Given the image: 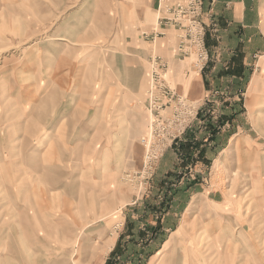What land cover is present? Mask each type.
Instances as JSON below:
<instances>
[{
	"label": "crops",
	"instance_id": "0c3cea01",
	"mask_svg": "<svg viewBox=\"0 0 264 264\" xmlns=\"http://www.w3.org/2000/svg\"><path fill=\"white\" fill-rule=\"evenodd\" d=\"M165 1L175 0H0V264L29 260L10 247L17 239L25 251L28 237L32 244L50 245L57 234L66 244L90 216L105 214L121 200L113 175L119 155L112 139L115 100L112 91H95L104 80L100 47L123 53H117L120 64L113 58L102 67L112 76L118 72L119 84L129 92L127 101L138 96L133 79L149 61V46L171 53L172 63L178 60L170 37L174 30L157 21ZM202 9L208 60L187 89L189 101L200 103L183 136L194 173L179 179L176 173L182 169L173 149L160 157L150 201L134 205L131 196L126 203L127 217L138 219H129L132 235L119 241L127 246L122 264H264L261 141L243 132L239 117L244 111L218 103L236 101L240 94L248 116L264 112L259 103L264 101V0H203ZM153 19L157 29L151 28ZM102 84L116 87L112 77ZM96 95L101 108L94 104ZM217 118L222 125L212 134ZM251 123L249 131L255 129ZM85 134H90L86 141ZM121 145L123 157L126 145ZM161 194L166 205L155 220ZM110 223L114 230L122 224L88 225L86 238L81 237L84 230L78 231L75 261L82 260L80 255L90 259L91 251L81 250L100 230L103 241L94 245L113 238L100 264L115 260L111 251L117 239L107 233ZM138 229L144 231L139 235ZM65 251L61 247L55 256Z\"/></svg>",
	"mask_w": 264,
	"mask_h": 264
},
{
	"label": "rangeland",
	"instance_id": "374dc122",
	"mask_svg": "<svg viewBox=\"0 0 264 264\" xmlns=\"http://www.w3.org/2000/svg\"><path fill=\"white\" fill-rule=\"evenodd\" d=\"M153 18H155L154 14H153ZM154 20L155 19L152 20L151 28L153 26H155ZM175 35H176V33L173 32L170 36L172 39V45L173 44L175 45L177 43V40L175 39ZM121 44H122V46H121L122 49H124L125 42L122 41ZM143 46H147V45L144 44ZM109 50H111V49H109L107 47V45L101 44L100 52H99L100 65H101V67H100L101 72L100 73H101V78H104V80L102 81V79H101V84H99L100 89L99 90L95 89V91L101 92L100 95L103 94L102 92L112 91L111 94L113 95L114 100H115L116 109H115V120L114 121H115L117 133H116L115 137H113L112 139L115 140L117 143V146L115 148V152L119 155L117 156L116 161H115V171L113 172V175L115 177V180L117 181L116 187L119 191V194H121L122 198L120 201H117V199H116L115 205H113L109 209H107L106 210L107 212H104L105 214L101 213V215H99L98 217H96V216L92 217L89 215L90 213L85 212V215L90 216L91 219L88 220V224H86V226H81L80 228H78L77 233H75L76 231H73V233L71 234V237H72L71 240L68 241L66 244L63 243V241H60V239L56 238L57 234L52 235V241H51L50 245L32 244V243H34V240H32L30 237H28L29 238L28 244L30 243L28 245L29 251H25V247H24L25 245L20 244V238L17 239V241L19 243L14 244L12 246L10 245V247H12L14 249H19L21 256H23V257L28 256L29 257V260L27 262H24L25 264H73V262L75 261V259H74L75 256L73 254H74V252L77 251V245H78L77 239L80 238L79 237L80 235L78 236V233H79L78 231H80L81 229L84 230V228H86L88 225L99 226V225H102L104 223L107 224V222H110V221L112 222L114 220H115V222H118L119 224L122 223V224H121V226H119L117 229L114 230L113 228H111V223H110L108 230H107V233L112 234L111 237H114L115 239H117V242L112 249V251L114 250L113 254L114 253L116 254V255H114L115 260H113L111 262V264H122V261H120L121 260L120 255H121V253L127 251V246H125V244L120 245L119 241H120V239L127 240V236L132 235V233H131L132 223L129 221V219L131 221H132V219L133 220L138 219V217L132 218V217H130V215H129V217H127V209L130 207V205L127 206L126 203L131 200V196H133V200H134L133 204L134 205L138 204V202L146 204L152 198V197H150V194H148V191H149V187L151 185V179H152L153 174H154L155 165L158 161L156 163H154V165H153L152 176H151V178H149L147 189H146V191H144V193L142 195L140 192H138V190H139L138 185L136 186V184H131L130 182H128L124 179L125 173H129V172L134 173L135 172L137 174H140L143 171V163L142 162H143V155H144V147L140 143V138L142 136H145L148 133L149 123L151 122L152 117H153V116L152 117L150 116V113L148 110L151 107V105L148 104V101H149L148 99L151 96L158 98L159 99L158 103L163 104L164 116L170 117L174 111H182V112L190 111L191 115H189V118L191 116L193 118L195 117L194 119L190 120V122H189L188 126L185 128L183 134L177 140L178 142L176 141L170 147L165 148L164 151L162 152V155L158 157L160 159V157H162L165 153H167L171 149H173L176 157L178 158V160L180 162V165H181L180 168L182 169V170L178 171V173H176L178 175L179 179H180V177L184 176L183 173H187L189 176L194 173V171H193V167H194L193 166L194 165L193 160L194 159H193V157H191L192 154L189 153L190 144H184V143H188V142L183 141V136H184L186 130L188 129V127L191 126V124L196 119L197 114H198L197 106L200 103V102H195V103L190 102L189 98L187 96V89H189L193 86L195 79L197 77L199 78L205 70V68H204V69H201L199 71L198 70L199 67L194 66V63L197 60L196 52H190L189 54H187L185 56L178 55V60L176 61V63H172L171 61H169L171 56H172L171 53L163 54V53L159 52V50L157 49V47L155 45H151V47L149 46L148 47V51H149L148 54H150L149 56L157 55L160 58H163L162 60H164L168 63L164 68H162V67L155 68L156 73L155 72L152 73L153 68L151 67L149 61L148 62L143 61L145 63V66H143V68H141L139 70L138 74H136V76L133 79L134 85H132V87H133L132 89L136 90L138 96L135 94H132L131 96H133L135 98L127 101V98H129V94H128L129 92H128L127 88L124 87V85L119 84L118 72H117L116 76L114 74L112 76V73L109 71V68L104 69L102 67V65H105V66L109 65V63H110L109 59H113V58L116 59L117 64H120V62H121L119 54H123V53H119V52L115 53V51H113V50H111L113 52H108ZM117 53H119V54H117ZM125 53H127V52H125ZM103 70H104V72H103ZM257 73H261L260 68L258 69ZM110 77H112V79L116 82V85H115L116 87L114 86L115 88L109 87V84H107V85L102 84V82H106L107 79H109ZM203 88H204V90L208 91V89L210 87L208 86L207 83H204ZM263 88H264V83L261 82L260 89L262 90ZM92 90L93 89L89 90V92H92ZM147 90H148V93H147ZM2 91H4V90H2ZM231 92H233V90ZM203 93H205V92L203 91ZM242 93H244V92H242ZM99 97L100 96H98V95L95 96L94 104L96 107L101 108L102 101H98ZM120 97H122V98H120ZM244 98H245V95L240 96V94H239V99L236 101H231V100L226 101V102H219L218 101V103L220 105H228L229 103H232V106H229V107L227 106L228 109H230V110L235 109L238 112L244 111L243 114L239 117L240 123H243V132L244 131H246L248 133L251 132L252 134L255 135L256 138L259 139V141H261L260 142V152L263 154L264 153V112L263 113L260 112L261 114L260 113L257 114V116L255 117L256 119L254 117L248 116L246 114L245 108H244V110L241 109L242 108L241 105L243 103ZM259 103H263L262 105H264V101L259 102ZM187 107L189 109H187ZM208 109H210V108L208 107L205 111H207ZM109 111L111 112V109ZM257 111H259V110L258 109L254 110V112H257ZM195 112H196V115L194 116ZM206 114H208V112ZM216 120H218V121L214 123L215 126L210 131L212 134L215 132V130L219 129V126L222 125L219 121V118H217ZM249 120L252 122L254 121L253 128L255 127V129L257 131L255 129H251L249 131V129L251 128V125H252V123L249 124ZM201 121H202L201 125H203L204 128L208 129L209 124L208 123L204 124V119H202ZM95 137H97V135L94 136L93 141H95ZM88 138H90V134H85V141ZM93 143L91 144V148H92ZM121 143L123 144V146L126 145L125 146L126 156L124 155L123 157L121 155L122 154L121 153V148H122ZM15 144H17V142H15ZM95 146L93 147V149L95 148ZM98 146L100 147L101 144H98ZM86 159L87 158L85 157L84 162H86ZM123 170H125L124 173H123ZM0 191H1V189H0ZM141 191H143V188H141ZM165 196L166 195L161 194L158 198L161 207L159 209H157V211L155 213V216L157 217V218H155V220H157L160 217L161 211H162L161 209L164 205H166L167 198ZM2 215L3 214H0V219H2L1 218ZM98 219H101L102 221H99V223H97ZM12 220H16V219L13 218ZM137 231H139V235H140V233H142V231H144V230L138 229ZM82 232L83 233H82L81 237L86 238L85 235L87 234V231L84 230ZM100 232H101V234H100V236H97L98 238L90 239V241L87 240L89 242V246L87 245L85 247V250H84L85 252L90 253V246L91 245H94L95 243H102L103 231L100 230ZM183 232H185V231H183ZM106 235L109 236V234H106ZM76 243H77V245H76ZM101 246H103V244ZM61 247H65L66 251L63 255L56 257L55 254L57 252H59V248H61ZM128 249L131 251L134 250L133 246H129ZM48 254H50V256H51L50 261H48L46 259ZM114 261H116V262H114ZM101 262H102V260H101ZM24 263H23V259H21V260L17 259V260H11L9 262H6V261L3 262V264H24ZM90 263L92 264L91 261H90ZM134 264H139V263L136 261V263L134 262Z\"/></svg>",
	"mask_w": 264,
	"mask_h": 264
},
{
	"label": "built area",
	"instance_id": "2783aa9c",
	"mask_svg": "<svg viewBox=\"0 0 264 264\" xmlns=\"http://www.w3.org/2000/svg\"><path fill=\"white\" fill-rule=\"evenodd\" d=\"M202 5L203 0L165 1L159 8L157 16V21L164 27L173 29L176 33L178 55L185 56L190 52H196L197 60L194 66L199 67V71L204 68L208 60V50L205 45L206 31L202 21ZM154 29H157V25ZM142 35L146 38H154L153 34L145 31L142 32ZM148 58L153 68L152 73H156L155 68H164L168 63L157 55H151ZM148 100V104L151 105L148 110L150 116L153 117L149 123L148 133L140 138V143L144 147L143 171L140 174L135 172L124 174L126 181L138 185V192L141 195L147 189L149 178L152 176L153 165L158 161V157L162 155L165 148L170 147L180 138L190 120L195 118L192 116L189 118L190 111H174L170 117L164 116L163 104L158 103L159 99L151 96ZM187 109L189 108L187 107Z\"/></svg>",
	"mask_w": 264,
	"mask_h": 264
},
{
	"label": "bare ground",
	"instance_id": "6f19581e",
	"mask_svg": "<svg viewBox=\"0 0 264 264\" xmlns=\"http://www.w3.org/2000/svg\"><path fill=\"white\" fill-rule=\"evenodd\" d=\"M112 240H113V238L108 239L107 242H106V245H104V246H101V245H92L90 247V251H91L90 259L89 258H86L85 259V256L86 255H80V257L82 256L81 257L82 260H79L78 262L77 261H74L73 264H91L90 261H91V259L93 257L95 259H97L93 264H100V262H101V260H102V258L104 256V254H105V251L107 250V248L111 244ZM82 251L85 252L83 249L81 250V252ZM78 253H80V252H78Z\"/></svg>",
	"mask_w": 264,
	"mask_h": 264
},
{
	"label": "trees",
	"instance_id": "16d2710c",
	"mask_svg": "<svg viewBox=\"0 0 264 264\" xmlns=\"http://www.w3.org/2000/svg\"><path fill=\"white\" fill-rule=\"evenodd\" d=\"M114 252V250L111 252V254ZM105 264H111L110 259H107Z\"/></svg>",
	"mask_w": 264,
	"mask_h": 264
}]
</instances>
